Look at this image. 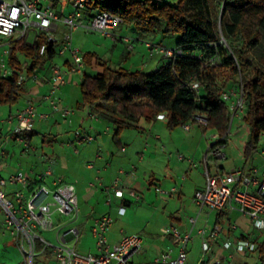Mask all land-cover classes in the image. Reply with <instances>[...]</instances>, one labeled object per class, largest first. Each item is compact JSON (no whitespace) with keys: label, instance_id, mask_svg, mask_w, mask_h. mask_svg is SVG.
<instances>
[{"label":"built area","instance_id":"1","mask_svg":"<svg viewBox=\"0 0 264 264\" xmlns=\"http://www.w3.org/2000/svg\"><path fill=\"white\" fill-rule=\"evenodd\" d=\"M86 0H73L71 13L58 15L52 1L42 0H0V76L10 77L12 70L7 66L6 60L9 45L20 41L32 44L40 33L46 35L48 42L56 40L59 26L65 28L62 45L56 54L63 56L69 54L72 60L64 69L54 61L50 62L48 69L49 89L42 100L50 108V113H41L38 107L26 102L22 107L8 114L5 118L0 113V133L3 126H7L8 140L21 146L22 156L29 157L36 154L37 149L31 144L28 135L33 132L35 122L46 121L52 114H58L65 121L71 118L75 110L63 104L60 89L67 84L70 75L81 76L83 61L79 51L72 47L71 34L79 29L87 33H97L111 40H120L127 44L129 51L133 50L130 39L116 36L115 30L123 25V20L106 12L86 20L83 9ZM30 36L33 41H30ZM144 47L152 55H160L171 63L181 56L180 47H165L160 44L143 42ZM46 52V45H42L39 54ZM209 67L220 64L218 55L207 60ZM19 73V72H18ZM34 74L27 79L24 71H20L18 84L28 80H37ZM240 90L229 89L221 93V99L227 103L231 113V121L243 118L245 115L244 93ZM191 89L199 93L200 85L193 84ZM91 119L99 118L97 112H90ZM165 114H159L156 120L166 121ZM206 117L195 115L182 126L184 131H189L192 126H205ZM229 135V130L227 136ZM79 143L91 142L92 136L76 134ZM215 140L207 149V157L213 160H226L224 153V137L212 135ZM1 147V146H0ZM6 158L4 149L0 148V160ZM179 160H187L191 168H196V163L184 155H178ZM41 163H44L42 160ZM203 174L205 185L203 189L194 193L192 202L199 212L221 213L236 211L249 220L251 229L264 231V179L257 176L256 170H247L242 167L233 168L227 172L218 171L211 173L208 168L207 158L203 160ZM134 168L129 172L133 175ZM121 174L125 172L120 171ZM53 178L48 186L44 180ZM100 186L106 194L105 205L111 207L113 199L119 201L118 213L124 215L126 205L139 201V196L134 190L124 187L119 177L114 178L108 186L102 183H89V188ZM15 187L6 192L5 189ZM173 188L165 191L156 188L161 196L170 197L176 193ZM9 196H11L9 198ZM80 208L76 188L73 184L60 177H53L52 166L45 165L40 173L30 170L28 173L17 171L8 176L0 175V220L3 234H8L14 239L24 264H34L37 258L46 260L48 264H132L135 256L142 253L143 238L139 234L122 235L114 244L108 242L107 234L113 223L112 218L106 214L93 220L90 233L94 240V252L86 254L77 251L81 231L79 229ZM195 219L189 220L192 227ZM227 231V229H226ZM165 234L176 241L174 249L163 251L153 264H185L187 260L186 247L192 239L191 233L181 234L174 226L165 229ZM222 231L213 228L198 231L201 238V254L197 264H228L235 254L254 253L258 244L253 242V237L236 242L226 239L223 242L225 257L221 260L210 258V241H215L221 236Z\"/></svg>","mask_w":264,"mask_h":264},{"label":"trees","instance_id":"2","mask_svg":"<svg viewBox=\"0 0 264 264\" xmlns=\"http://www.w3.org/2000/svg\"><path fill=\"white\" fill-rule=\"evenodd\" d=\"M68 3L72 5L73 0ZM82 12L86 20L103 12L116 15L139 37L176 36V47L182 49L181 56L171 63L149 72L112 68L95 52L82 56L81 102L77 108L93 110L103 103L111 104L113 138L125 130H141V119L152 123L159 114L166 115L169 130L200 115L207 119L205 126H199L203 133L213 130L224 137L225 144L230 112L221 93L239 91L242 86V121L249 132L244 159L257 151L264 135V0H177L175 4H159L157 0H86ZM46 39L40 33L33 45L20 41L9 45L6 64L13 73L10 77L0 76V107H7L8 114L25 92V83L18 84L20 71L30 79L56 57L60 40ZM42 45H46V52L40 55ZM215 55L220 64L209 67L207 60ZM97 67L102 71L94 72ZM193 84L200 85L198 94L191 89ZM33 136L30 133L27 137L30 140ZM47 136L43 135V145L54 141ZM258 250L260 263L264 264V241Z\"/></svg>","mask_w":264,"mask_h":264},{"label":"crops","instance_id":"3","mask_svg":"<svg viewBox=\"0 0 264 264\" xmlns=\"http://www.w3.org/2000/svg\"><path fill=\"white\" fill-rule=\"evenodd\" d=\"M69 14V13H68ZM62 15V14H60ZM66 15V14H65ZM130 43L133 46V50L129 51L127 48V44L116 39L113 40L114 44L117 42H121L126 45V50L135 60L137 59L140 61L142 66L141 71L149 72L156 70L162 64L168 63L169 61L164 59L160 55H152L143 45V41H146L145 38L137 36L136 40L131 38ZM162 39L160 42L156 44H160L165 47H176V38L174 40H169L166 45H163ZM155 43V42H154ZM96 54L97 51L94 50ZM100 54H98L99 56ZM64 56V55H63ZM145 57H147V61L144 62ZM63 65L66 61V58L63 59ZM153 69V70H152ZM130 70V69H128ZM94 72H101V68L97 67L93 69ZM78 77L80 82V76L78 75H70L68 76L67 80L71 81L74 78ZM39 84L34 85L32 91L33 93L28 95L29 99L26 102H31L38 107V111L41 113H50V108L47 104H45L42 100L43 96L47 93L49 89V75L48 73L43 76L41 79H37ZM68 84V83H67ZM67 84L63 86L58 94L61 96L63 91L67 90ZM63 100V99H62ZM65 101V99H64ZM63 104L71 109H74L75 112L71 116L70 119L65 121L61 118L58 114H52L46 121L43 122H35L34 130L32 134L35 135H49L47 136L48 139L52 140L54 137L48 133L47 129L49 128L50 131L59 127L60 124H73L77 119L81 120L82 122L85 118L89 116L90 112H97L99 114V118L96 120L91 119L92 123V131L95 132L94 140L91 142L86 143H79L76 136H75V144L80 148V152L75 149V153H80V156L75 159H71L69 165L70 169V180L71 183L76 188L78 204L80 208V219H79V229L82 231L84 227L89 226L92 224L93 220L98 219L106 214H108L112 220L120 218L124 219L125 217H129L131 213V208L133 205H137L140 203L147 204L154 208L155 212L156 208H162L170 206L174 212H171L168 216L169 218V226H174L178 229L181 234L191 233V236L196 230V234L198 235V231L202 228L206 230H210L213 228H217L222 231L223 234L215 240L210 241V258L211 260L213 257L218 259H223L227 254L225 250H223V242L226 239H230L233 242L239 240L248 239L249 236L253 237V242L260 245L262 241H264V231H256L250 228L249 220L245 217L241 216L236 211H225L221 213H207L206 211H201L197 209V207L193 204L192 199L194 193L198 190L203 189L205 185L204 174H203V160L206 157L208 162V168L211 173H215L218 171L227 172L231 168H225V166L218 165L217 163H213L210 165V157H207V149L204 151L202 157L198 160L192 159L194 163H196V168H191L187 160H179L178 154L176 159L173 161V168H179L182 166L184 169L183 173L180 176V186L179 183H172L171 175L165 172L169 168L170 159L167 158V163H164L158 156H156L157 150L159 152H164L165 146L160 143V137L158 135H154V124L156 120L152 123H146L143 119H141L138 123V127L141 130H125L121 133L118 138H113L108 135L110 130L112 129V125L110 122V117L113 114L112 107L107 106L106 104L99 105L94 107L93 110L86 109H78L77 105L81 102L77 101L76 107H71L68 105L67 101ZM80 110V111H78ZM78 111V112H77ZM9 112V111H8ZM81 112V114L79 113ZM243 120V118H241ZM165 123V122H164ZM147 124V125H146ZM37 126V127H36ZM198 126V125H197ZM153 127V129H152ZM199 127V126H198ZM110 128V129H109ZM200 131L202 132L203 137L205 136L202 129L199 127ZM191 131V129L189 130ZM189 131H185L188 133ZM128 132H134L130 134ZM215 132V131H214ZM41 133V134H40ZM216 133V132H215ZM217 134V133H216ZM76 135V134H75ZM88 135V134H86ZM230 135V132H229ZM228 135V136H229ZM91 136V135H89ZM227 136V137H228ZM32 142V137H31ZM53 143V142H52ZM70 147L69 145H67ZM227 146V139L225 143V147ZM36 152L37 158L39 159V155ZM44 157L40 158L44 161V166L49 164L52 166V158L50 154H42ZM261 155H264V148L261 150ZM150 157V159L145 162L146 158ZM147 163V164H146ZM42 164V165H43ZM43 166V167H44ZM144 166H148V175H144L142 168ZM41 167V169L43 168ZM134 168L133 175H130V171ZM245 168V167H242ZM40 167H33L35 173L41 172ZM246 169V168H245ZM123 170L125 173L121 174L120 171ZM170 170V169H168ZM194 170V172H193ZM247 170H256L257 176L260 179H264V163L262 165H256L253 167H249ZM172 172V170H170ZM182 171V170H181ZM17 172V169L10 167L5 159L0 160V175L5 177L11 173ZM53 177H58L54 174V167L52 166ZM193 173L194 180L193 184L186 187L187 196L183 193V187L185 185V181L187 180L188 174ZM143 175V176H142ZM119 177L121 182L123 183L124 187L127 189L134 190L136 194L139 196V201L137 202H130L126 205V211L124 215H120L118 213V204L119 201L113 199V203L111 207H107L105 205L106 194L102 191L100 186L89 188V183H102L103 186H108L111 181ZM62 178V177H60ZM63 179V178H62ZM53 178H48L44 180V182L50 186ZM66 181L65 179H63ZM67 182V181H66ZM156 188L169 191L173 188H176L177 191L170 197L161 196L158 192H156ZM173 200L179 201L180 208H176L175 202ZM171 202L174 203L175 206L171 205ZM190 203L196 209V211L190 215L186 221L185 225H183V219L180 216L181 211L187 208V204ZM169 204V205H168ZM183 204L184 208L181 207ZM114 214V218L112 217ZM191 218L195 219V225L192 227L190 225L189 220ZM112 227V225H111ZM110 227V229H111ZM168 228V227H167ZM181 228L182 230H180ZM227 229V231H226ZM110 231V230H109ZM129 234H137V233H129ZM122 235L125 234L123 231H119L117 235L110 236L111 238L108 239L110 244L116 243ZM166 235V234H165ZM168 240H170L176 246V241L166 235ZM199 236V235H198ZM246 237V238H244ZM144 246V243H143ZM200 246H201V238H200ZM163 251H161L162 253ZM143 253V250H142ZM141 253V254H142ZM140 255V254H139ZM256 255L260 261L259 250L254 253H248L245 255L242 254H235L233 260L229 262L230 264H248L247 263V256ZM138 256V255H137ZM134 259V258H133ZM226 264L228 261L225 260ZM133 264V260H132Z\"/></svg>","mask_w":264,"mask_h":264},{"label":"rangeland","instance_id":"4","mask_svg":"<svg viewBox=\"0 0 264 264\" xmlns=\"http://www.w3.org/2000/svg\"><path fill=\"white\" fill-rule=\"evenodd\" d=\"M42 1H52L58 15H65L71 13L73 10V7L68 3V0ZM157 1L159 4H162L164 2L175 4L177 2V0ZM65 32V28L59 26L58 33L55 35L56 39L60 40L57 49L62 45V40ZM115 35L131 38L133 40H136L135 38H137V35L133 31V28L127 27L125 25L117 27L115 30ZM71 37L72 47L77 49L81 56H83L87 52H94L95 50L98 52V54H100L99 56L103 60L109 62L112 68L117 69L119 67H122L127 70L130 69V71H141L142 69L140 61H138L137 59L135 60L132 56H129L130 54L126 50V45L121 42H117V44H114L113 40L109 38L100 36L97 33H87L82 29L74 31L71 34ZM143 38L151 43H158L162 39L163 45H166L169 40H174L176 36L146 35L143 36ZM29 39L30 41H33L32 36H30ZM64 58H66L68 61L72 60L69 54H65L64 56H60L57 54L53 61L59 67L64 69ZM145 59L146 60H144V62L147 61V57H145ZM49 67L50 62L36 71L37 77L39 79L43 78V76L48 73ZM67 83V90L63 91V93L61 94V98L63 99V101L65 99L69 106L76 107L77 101L80 102L81 100V94L79 91V79L78 77H76L74 78V80H67ZM36 84H39L37 80H28L25 83V92L23 93L19 104L11 108L12 112H14L17 108L22 107L26 103V101L29 99L28 95L33 93V89L31 88H33L34 85L36 86ZM104 104L109 107L112 106L109 103ZM8 111L9 109L7 107H0L1 117L5 118L8 115ZM79 113L81 114V112ZM152 125L154 127V135H158L161 138L160 143L165 146L164 152H159L157 150L156 156H158L164 163H167V158L170 159L171 163L168 169L172 170V172L168 169L165 170V172L171 175L172 183H179L180 186L181 184L179 179L181 174L184 172V169L182 168V166L179 168H173L172 163L174 159H176V156L178 154H182L185 157L195 159L198 162L206 148H208L215 142V140L211 139V136L215 135L216 133L213 130H208L203 137L202 132L197 125L192 126L191 131H189L188 133L183 130L182 126L169 130L166 126V121H156ZM91 126V119L88 116L83 122L77 119L73 124H60L59 127L53 129L52 131H50L49 128L47 129V134L50 133L54 137V141L53 143H51V145H43L42 135L33 136L31 144L38 150L37 154L40 158L44 157L40 152H42V154L44 155H51V163L54 167V174H56L58 177H62L67 182H72L70 180V176L72 174H70L69 167L71 166L69 165V163L71 159H75L80 156V153H75V149L80 152V148L75 144V134H88L95 137V132L92 131ZM7 128V126H3L0 133V148L5 150L6 163L10 167L17 169V171H21L23 173H28L33 167L37 166L41 169V167L44 166V164L41 163L42 159L40 161V158L38 159L36 155H31L29 157L22 156V147L8 140L9 137H7ZM228 130L230 132V135L227 137V146L224 148L226 160H211L210 165L213 163H217L218 165L225 166L226 169L231 167H245L246 169H248L249 167L256 166L257 164L260 166L262 165V163H264V155H261L260 153L262 148H264V135L261 136L260 141L258 142L257 151L254 152L249 159L245 160L243 156V150L249 133L247 126L238 117H235L231 121L230 113ZM128 133L133 134L134 132ZM111 134L112 129L110 130V133L108 135L111 137ZM67 145H69L70 147H68ZM148 159H150L149 156L148 158H146L145 162H147ZM142 170H144L143 174L145 172L144 175L147 176L148 166H144ZM193 180L194 175L191 172L188 174L187 180L185 181V185L183 187V193L186 196L188 195L186 193V187L193 184ZM13 189H15V187L7 188L5 189V191L8 193ZM10 197L11 196H9V198ZM173 201L175 202L176 208H180V202L177 200ZM171 205L175 206L173 202H171ZM181 207L184 208L183 204H181ZM186 207L187 208H185L180 213V216L183 219V225H185L186 219L196 211L195 207L190 203H188ZM130 211L131 213L128 218L125 217L124 219H114L107 237L109 239L111 238L110 236H115L119 231H123L125 234L137 233L143 238V253L134 257L133 264H153V261L161 254V251H165L168 249L175 250V244L168 240L167 236L165 235V229L167 227H170L168 216L171 212H174L170 206L156 208V213L153 207L144 203H140L137 205H133V208H131ZM112 217L114 218V214H112ZM90 227L91 225L84 227L82 231L80 230L81 235L79 243L77 245V251L83 254L94 252V240L90 233ZM179 229L182 230L181 228ZM200 254V237L196 234V230H194L192 239L189 241L186 247L187 260L185 264H197ZM246 258L248 264H261L256 255L247 256ZM0 264H24L22 255L19 252L14 239H12L7 233H2L1 220ZM34 264L48 263L42 258H37ZM224 264H226V262H224Z\"/></svg>","mask_w":264,"mask_h":264},{"label":"water","instance_id":"5","mask_svg":"<svg viewBox=\"0 0 264 264\" xmlns=\"http://www.w3.org/2000/svg\"><path fill=\"white\" fill-rule=\"evenodd\" d=\"M223 43L225 44V41Z\"/></svg>","mask_w":264,"mask_h":264}]
</instances>
